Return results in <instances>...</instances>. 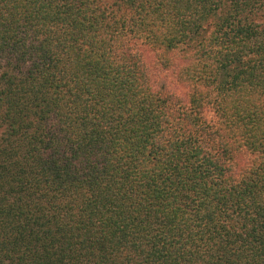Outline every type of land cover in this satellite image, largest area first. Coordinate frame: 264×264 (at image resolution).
<instances>
[{
  "label": "trees",
  "instance_id": "16d2710c",
  "mask_svg": "<svg viewBox=\"0 0 264 264\" xmlns=\"http://www.w3.org/2000/svg\"><path fill=\"white\" fill-rule=\"evenodd\" d=\"M0 264H264V0H0Z\"/></svg>",
  "mask_w": 264,
  "mask_h": 264
},
{
  "label": "rangeland",
  "instance_id": "374dc122",
  "mask_svg": "<svg viewBox=\"0 0 264 264\" xmlns=\"http://www.w3.org/2000/svg\"><path fill=\"white\" fill-rule=\"evenodd\" d=\"M141 53L146 58V62H149L147 65L149 67L150 77L156 87L158 88L160 85H163L165 92L172 93L182 99L186 93V88L176 80L174 73L171 70L163 69L151 63L153 62L154 52L144 49Z\"/></svg>",
  "mask_w": 264,
  "mask_h": 264
}]
</instances>
